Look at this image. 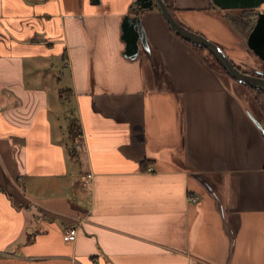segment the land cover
Listing matches in <instances>:
<instances>
[{"label": "crops", "instance_id": "crops-1", "mask_svg": "<svg viewBox=\"0 0 264 264\" xmlns=\"http://www.w3.org/2000/svg\"><path fill=\"white\" fill-rule=\"evenodd\" d=\"M133 2L0 0V264H264L263 132L155 8L126 57ZM206 5L183 23L243 57Z\"/></svg>", "mask_w": 264, "mask_h": 264}, {"label": "water", "instance_id": "water-1", "mask_svg": "<svg viewBox=\"0 0 264 264\" xmlns=\"http://www.w3.org/2000/svg\"><path fill=\"white\" fill-rule=\"evenodd\" d=\"M213 2L222 10L257 9L255 24L247 37L246 51L259 59L264 65V11L259 10L264 4V0H213ZM155 7L176 35L193 46L206 48L220 63L229 77L264 93L263 69L252 70L250 65L247 64L246 67L248 69L246 72L240 71L224 49L216 42L183 25L177 15H173L170 12L164 0H134L133 15H125L121 23V39L125 43L124 55L126 57L135 58L142 49L152 65L156 62L157 59L145 32L141 17L142 11L151 10ZM248 114L257 127L264 132V127L260 123L259 118L249 110Z\"/></svg>", "mask_w": 264, "mask_h": 264}, {"label": "trees", "instance_id": "trees-1", "mask_svg": "<svg viewBox=\"0 0 264 264\" xmlns=\"http://www.w3.org/2000/svg\"><path fill=\"white\" fill-rule=\"evenodd\" d=\"M167 7L171 12H175L177 9L175 0H165ZM157 10V8L155 7ZM253 9H238V10H230L225 15L227 17L228 22L234 29V31L242 38L246 39L250 31L252 30L256 18L257 13L254 15H251ZM158 11V10H157ZM178 36V35H177ZM179 37V36H178ZM183 40V39H182ZM187 44H189L193 49L199 53V55L204 59V61L215 71H217L220 74L227 75L226 71L223 69V67L220 65V63L214 58V56L203 47L199 46H193L189 42L183 40ZM246 88L249 90V92L252 94L255 103L257 104V107L259 111L264 115V93L256 88H252L248 85H245ZM264 127V123L262 124ZM69 136L74 142L75 138L81 134L80 125L77 119H70L69 126H68ZM264 137V132L262 133ZM70 155L75 156L76 150L74 149V146L70 148ZM148 161H145L143 165H147Z\"/></svg>", "mask_w": 264, "mask_h": 264}, {"label": "rangeland", "instance_id": "rangeland-1", "mask_svg": "<svg viewBox=\"0 0 264 264\" xmlns=\"http://www.w3.org/2000/svg\"><path fill=\"white\" fill-rule=\"evenodd\" d=\"M175 1H176V5H177V8H178V15H180L179 18L184 23H185V21L183 19L184 18L183 16H187V18H188L189 15H206L203 11L200 12L196 8V7H198V5L200 6V4L201 5H206V3L204 1L202 3L200 2V0H197L198 3L195 2V0L194 1H192V0H184V1H186L185 3H182L183 0H175ZM193 2H195V3H193ZM193 7H195L196 9L193 8ZM259 10L264 11V4L259 8ZM222 11H223V13H227L230 10H222L221 8H216V12H220L221 13ZM256 12H257V9H253L251 15L256 14ZM207 15H215V16H212L213 20H216V21L220 20V21L224 22L227 25V23L225 21V20H227V17H226L225 14H222L223 16L222 15L218 16V15H216L214 13L213 14L207 13ZM193 31H195V30H193ZM195 32H197V31H195ZM219 44H220V46H222V48H224L228 52L227 53L225 51L228 54V56H229L230 55L229 49L231 50L232 48L231 47H227L223 42H220ZM235 47H237L236 44H235L234 48ZM241 53H242V51H240V52L238 51V52H235V55H240ZM245 55H246V58H244V60H245L244 62L249 63L248 65H250L252 70H254V69H263L264 70V68L262 67V62L260 60H258L257 58L253 57L248 52ZM230 56H232V55H230ZM243 67H246V66H243ZM222 77L225 80L226 85L232 91L236 92V94H238L239 97L244 100L247 108L254 115H256L258 118H261L262 114L259 111V109L257 107V104L255 103L254 98H253L252 94L249 92V90L242 84H239L237 82L236 83L235 82H231L226 75H223ZM262 119H263L262 121L264 123V118H262ZM76 144H77V142L74 143V149L76 150V153L77 152L79 153V151L82 149L81 148V144H80V140H78V146H76Z\"/></svg>", "mask_w": 264, "mask_h": 264}, {"label": "flooded vegetation", "instance_id": "flooded-vegetation-1", "mask_svg": "<svg viewBox=\"0 0 264 264\" xmlns=\"http://www.w3.org/2000/svg\"><path fill=\"white\" fill-rule=\"evenodd\" d=\"M165 1V0H164ZM207 5H206V7H205V9H206V11L207 12H209V11H212V9H216V8H219L218 6H216L215 4H214V2H213V0H207ZM166 3V2H165ZM175 3H176V1H175ZM167 5V4H166ZM177 6V5H176ZM169 9V8H168ZM178 9V8H177ZM159 12V11H158ZM171 12V11H170ZM173 15H178V10H176L175 12H171ZM226 14V13H225ZM228 21V20H227ZM181 22V21H180ZM183 25H185V26H187L186 24H184L183 22H181ZM188 27V26H187ZM190 30H192V28H190V27H188ZM193 31V30H192ZM199 33V32H198ZM201 34V33H200ZM203 35V34H202ZM203 36H205V35H203ZM206 37V36H205ZM248 37V36H247ZM247 38L246 39H243V43H244V45H245V47H246V45H247ZM215 42V41H214ZM217 43V42H216ZM219 46H220V44L219 43H217ZM221 48H222V46H220ZM204 48V47H203ZM224 49V48H223ZM224 51H225V49H224ZM227 54V53H226ZM246 53L244 52V54H243V57H241L240 59H238V60H236V59H233L232 57H230L231 58V60L233 61V63H234V65L240 70V71H242V72H246V70L248 69L247 67H243V66H247V64H249V63H246V62H244L245 60H244V58H246V55H245ZM228 55V54H227ZM215 58V57H214ZM256 58V57H255ZM259 60V59H258ZM239 62V63H238ZM262 67L264 68V65L262 64ZM221 75H223V74H221ZM228 75V74H227ZM228 78L232 81V82H237L236 80H234V79H232L231 77H229V75H228ZM237 83H239V82H237ZM239 84H242V83H239ZM242 85H244L245 86V84H242ZM246 87V86H245ZM262 114V113H261ZM262 118H264V115H262V117L261 118H259V121H260V123L261 124H263V119Z\"/></svg>", "mask_w": 264, "mask_h": 264}, {"label": "built area", "instance_id": "built-area-1", "mask_svg": "<svg viewBox=\"0 0 264 264\" xmlns=\"http://www.w3.org/2000/svg\"><path fill=\"white\" fill-rule=\"evenodd\" d=\"M77 144L76 146H78V139H76ZM150 170V169H148ZM76 235H77V229L76 227H67L65 229V232H64V237L67 241H72L76 238Z\"/></svg>", "mask_w": 264, "mask_h": 264}]
</instances>
